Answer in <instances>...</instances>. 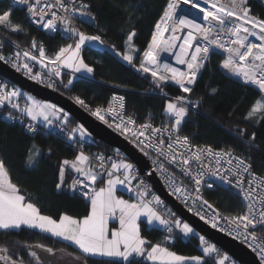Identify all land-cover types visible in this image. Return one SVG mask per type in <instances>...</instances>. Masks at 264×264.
Masks as SVG:
<instances>
[{"label":"snow or ice","instance_id":"6c2138e0","mask_svg":"<svg viewBox=\"0 0 264 264\" xmlns=\"http://www.w3.org/2000/svg\"><path fill=\"white\" fill-rule=\"evenodd\" d=\"M12 4L25 11L26 19L32 25L46 33H60L64 39L72 42L61 46L51 56L46 55L43 42L35 37L31 38L28 48L21 49L19 41L12 38V34L28 33L22 25L12 22V12L16 9L10 4L7 10L0 11V32L4 33L0 36V61L53 90L57 89L58 84L67 89L74 80L93 73L94 68L81 55L82 49L86 46H104L105 41L100 35H88L76 26L94 24L96 21L92 6L86 0H12ZM142 6L138 4L132 8L131 5H124L123 11L129 12L131 8L128 17L131 20L132 13ZM193 11L198 16H192ZM135 35V31L129 32L122 52L115 45L109 47L135 71L151 78L154 88L159 89L166 98L163 111L167 123L156 127L146 122L137 127V122L124 114L123 96H113L112 101L118 104L110 102L106 109L99 106L91 109L79 96L73 97L74 102L88 109L92 116L124 136L152 160L153 168L146 175L150 176L152 172L161 174L170 189L169 195L180 199L205 224L245 243L256 253L259 264H264V176L253 173L251 164L234 155L231 149L217 151L210 146L193 145L188 136L179 134L182 124L187 122L189 106L193 109L199 107L200 102L190 98L192 86L213 55L221 57L219 67L227 76L258 90L261 98L251 105L244 118L256 123L264 121V18L251 13L249 0H166L150 40L139 57L137 54L140 50L133 43ZM7 40H10L14 51L5 56L2 50ZM165 54L174 57L176 65L186 66V70L163 59ZM28 61H34L46 72H34V66ZM63 69H69L70 73H64ZM78 73L80 77L76 75ZM65 75H69L67 83L62 79ZM171 85L188 95L167 98L165 88ZM216 91L212 89L211 94L215 95ZM21 100L24 101L23 106ZM0 108L11 109L6 120L19 119L16 112L21 117H27L31 121L26 125L29 133L38 131L37 124H42L48 130L65 132L64 126L69 123V114L62 108L37 101L35 97L15 86L9 87L3 81H0ZM107 117H111V120ZM20 122L23 123V120ZM245 133V129H240L238 135L244 137ZM66 136L73 146L80 147L73 159L60 162L56 189L62 190L66 173H75L69 187L89 202L88 214L82 218L68 214L53 218L42 214L35 203L21 194L19 186L10 178L4 160L0 159V231L6 236L22 228L38 229L74 246L78 252L59 249L74 264L82 260L87 264V257L113 258L123 264H141L137 258L151 264H186L188 261L206 264V256L212 257L215 264H229L230 258L221 255L214 244L177 217L145 180L138 177L135 165L118 150L116 156L119 159L85 153L82 141L90 133L83 125L67 131ZM255 139V133L248 138L249 150L256 147ZM40 155L41 150L32 145L27 154L28 166H35ZM208 177L236 189L245 201L244 211L223 215L203 199L202 187L211 189L215 186L206 179ZM184 178L194 185L192 192L187 191ZM98 184L102 186L97 187ZM120 189L132 194V198L117 195ZM190 199L191 205L188 204ZM197 201L200 202L199 208ZM110 219L118 220L119 227L110 229ZM221 220L226 222V227H220ZM141 222L146 223L150 230L167 233L164 240L155 244L147 240L141 234ZM174 233L183 238H198L203 254L186 257L171 251L167 245L173 241ZM27 247L28 255L35 264H53L31 249L42 248L50 256L56 255L54 249L39 244ZM16 257L6 243L0 244L2 264H26L19 253H16Z\"/></svg>","mask_w":264,"mask_h":264},{"label":"trees","instance_id":"16d2710c","mask_svg":"<svg viewBox=\"0 0 264 264\" xmlns=\"http://www.w3.org/2000/svg\"><path fill=\"white\" fill-rule=\"evenodd\" d=\"M92 6V12L96 16L95 28L87 24H77L89 35H100L105 41V47L109 50L86 46L81 55L85 62L94 68L91 79L79 78L67 88V93L79 96L91 107H105L110 95L117 90L124 93L126 114L137 123L145 121L158 122L166 119L163 107L166 98L159 89H155L151 78L141 74L117 57L109 47L115 45L119 51H124L127 35L135 31L133 43L140 52L139 57L146 47L156 22L162 14V8L166 0H86ZM16 10L12 12L11 20L20 24L27 31V35L12 34L17 39L21 48H28L31 38L43 42L46 55H53L61 46L69 42L60 39L57 35H47L29 24L23 9L12 4L10 0H0V11L7 10L9 5ZM142 4V8L132 13L129 20V12L123 11L124 5ZM251 13L254 16L264 18V3L261 0H249ZM4 33L0 32V36ZM10 40H7L4 52L11 49ZM37 54L38 53H34ZM221 57L213 55L210 62L201 71L197 82L190 95L192 101H199V107L195 111L190 110L187 122L182 124L181 133L188 136L190 142L196 145H209L219 149H231L242 156L252 166V171L259 176H264V121L256 123L248 121L244 117L251 105L261 96L257 89L244 85L219 69ZM137 63L139 62L137 58ZM68 75L63 76L67 82ZM3 79L0 78V81ZM216 89L215 95L211 90ZM165 91L168 97L176 95H188L178 89L167 86ZM66 97V92H60ZM5 108H0V159H3L9 171L11 180L17 184L21 194L35 203L42 214L58 218L61 214L82 218L89 211V203L84 202L78 196H70L67 185L74 173H66L62 190L56 189L58 183L60 162L64 159H73L76 155L67 140L61 136L45 135L42 132L25 133L21 127L3 118ZM78 123L69 116V123L65 126L71 131ZM240 129H245L244 137L238 135ZM255 133L256 139L249 150L247 140ZM91 141L95 139L91 137ZM41 150L38 162L33 167L27 164L28 150L32 145ZM93 148L98 152L110 153L113 148L102 143H95ZM51 149V152H49ZM97 186H100L99 184ZM127 197V195H125ZM206 197L227 214H236L244 209V203L230 189L217 185L212 191L206 192ZM141 234L153 244L162 242L167 235L162 230H150L141 222ZM7 244L12 250L14 258L16 253L22 256L28 264H35L28 255V245H43L55 251L65 249V252H78L74 246L40 231L22 228L11 235H5L0 231V244ZM171 251L182 256L202 255L199 250V239L189 237L183 239L174 234L173 241L167 245ZM33 250V249H31ZM223 255V252H220ZM87 264H123L120 260L101 257H87ZM141 264H151L143 258H137ZM206 264H215L212 257H204ZM84 264V261L82 260ZM2 264V262H0Z\"/></svg>","mask_w":264,"mask_h":264},{"label":"water","instance_id":"95a60500","mask_svg":"<svg viewBox=\"0 0 264 264\" xmlns=\"http://www.w3.org/2000/svg\"><path fill=\"white\" fill-rule=\"evenodd\" d=\"M40 31L43 32L42 29ZM0 78L38 100L55 104L57 107L62 108L79 125H83L93 139L122 152L128 161L135 164L139 168L140 173H143L149 168L147 160L125 140L103 124L96 121L78 105L67 99L62 94L29 81L2 61H0ZM147 181L152 186L156 194L164 200L166 205L171 208L177 217L189 223L196 232L204 236L205 239L209 240L232 260L238 264H259L255 255L245 246L212 229L196 217L189 214L178 202L173 200L166 193L160 181L154 174L147 176ZM32 249L42 258L53 262V264H59L55 259V256H50L48 253L43 251L42 248Z\"/></svg>","mask_w":264,"mask_h":264},{"label":"built area","instance_id":"2783aa9c","mask_svg":"<svg viewBox=\"0 0 264 264\" xmlns=\"http://www.w3.org/2000/svg\"><path fill=\"white\" fill-rule=\"evenodd\" d=\"M10 1H12V0H10ZM24 11V10H23ZM24 17H25V19H26V16H25V11H24ZM26 21L29 23V24H31L27 19H26ZM32 25V24H31ZM87 25H89V26H91L92 28H95V23L94 24H87ZM32 26H34V25H32ZM35 28H37L38 30H41L40 28H38V27H36V26H34ZM153 31H154V29H153ZM152 31V32H153ZM44 32V31H43ZM45 34H47V35H57L60 39H62V40H64V41H66V42H69V43H71L72 41H69V40H66V39H64L63 37H62V35L60 34V33H56V34H51V33H46V32H44ZM150 40V39H149ZM149 42V41H148ZM21 49H23V48H21ZM3 51V50H2ZM13 48L11 47V49L10 50H8V51H6V52H4L3 51V54L5 55V56H8V55H10V54H12L13 53ZM22 60H23V58H21ZM163 59H165V60H168L170 63H172L173 64V66H175V67H177V68H180L181 70H184L185 69V67L186 66H183V65H176L175 64V61H174V59L173 60H169L168 58H166V57H163ZM3 62V61H2ZM4 63V62H3ZM28 63L30 64V65H33L34 67H33V70H34V72L35 71H45L46 72V69H41L40 68V66L38 65V64H35V62L34 61H28ZM4 64H6V65H8L9 67H11V65L10 64H7V63H4ZM13 70H15L13 67H11ZM219 69H220V67H219ZM221 70V69H220ZM16 71V70H15ZM64 73H70L69 71H67V70H65V69H63L62 70ZM16 72H18V71H16ZM19 74H21L23 77H25L26 79H28L29 81H31V82H33V83H36L37 85H40V86H42V87H45L43 84H41V83H37V82H35V81H33V80H31V79H29L25 74H24V72L23 71H19L18 72ZM69 76V75H68ZM199 76V75H198ZM231 78H233V77H231ZM62 79H63V77H62ZM233 79H235V80H237L236 78H233ZM3 82H5V83H7L8 84V86L9 87H12V85H10L8 82H6V81H4V80H2ZM237 81H239V80H237ZM65 82V81H64ZM239 82H241V81H239ZM65 83H67V82H65ZM172 87H174V88H176V89H178L177 88V86H175V85H171ZM192 87H194V85L192 86ZM251 87H253V86H251ZM45 88H47V87H45ZM254 88V87H253ZM48 89H50V88H48ZM50 90H53V89H50ZM53 91H56V92H58V93H60V92H66V98L67 99H69L70 101H72V102H74V99H73V97H75L74 95H71L70 93H67V89H65L62 85H59L58 84V87H57V89L56 90H53ZM23 92V91H22ZM23 93H25V92H23ZM113 96H123L124 97V93L122 92V91H120V90H117V91H114L111 95H110V97H109V100H108V102H107V105L105 106V107H103V108H107L108 107V104L110 103V102H112L114 105H116V104H118V102H115V101H112V97ZM174 97V96H173ZM171 98V97H170ZM21 102V105L23 106V103H24V101L23 100H21L20 101ZM75 103V102H74ZM76 104V103H75ZM76 105H78V104H76ZM124 105H125V97H124ZM81 109H83L86 113H88L91 117H93L96 121H98L99 123H101V124H103L104 126H106L108 129H110L112 132H114L115 134H117L119 137H121L123 140H125L130 146H132L139 154H141L146 160H147V162H148V165H149V168L146 170V171H144L143 173H140V170H139V168L135 165V167H136V169H137V174H138V177L139 178H143L144 180H145V182L151 187V190L153 191V192H155L154 190H153V188H152V186L148 183V181H147V176L148 175H146V173L148 172V171H150L152 168H153V164H152V160H150L147 156H145L138 148H136L135 146H134V144H132V143H130L127 139H125V137L124 136H122V135H120L117 131H115L113 128H110L107 124H105V123H103L102 121H100V120H98L96 117H94V116H92L91 115V113H90V111L88 110V109H86V108H84L83 106H81V105H78ZM91 108V107H90ZM96 108V107H95ZM95 108H91V109H95ZM6 109V112L4 113V115H3V118L5 119V117L7 116V114H8V111H11V109L10 108H5ZM189 109L190 110H192V111H195V109H193V108H191V106H189ZM189 110V111H190ZM124 114H125V116L126 117H128L129 115H127L126 114V110H125V107H124ZM15 115L17 116V117H19V119H17V120H15V121H9V120H7V121H9V122H11V123H15V124H17L19 127H21L22 129H23V131L25 132V133H29L27 130H26V125H27V123H30L31 121L29 120V119H27V118H25V117H21L20 116V113H18V112H16L15 113ZM109 120H111V117H107ZM6 120V119H5ZM20 120H23V123H21L20 122ZM146 122H150V123H152L154 126H156V127H160L161 126V124L162 123H167V118L166 119H164V120H160V121H158V122H152V121H145V122H143V123H146ZM143 123H136V126L138 127L140 124H143ZM36 127L38 128V131L37 132H42V133H44L45 135H56V136H61V137H63L64 138V140H67L68 141V139H67V136H66V132L67 131H70V130H68L65 126V132H60L59 131V129H52V130H48V129H45L44 127H42V126H40V125H36ZM181 136H185L183 133H179ZM69 142V145H70V147L74 150V151H78L79 150V145H77V146H73L72 144H71V142L70 141H68ZM95 143H99V141L98 140H95V142H93V141H91V140H89V141H82V144H83V150H84V152L85 153H87V154H90V155H96V154H104L106 157H113V158H115V159H119V157H117L116 156V152H117V149H114L113 150V152H110V153H102V152H98L96 149H94L93 148V145L95 144ZM193 144V143H192ZM193 145H196V144H193ZM201 146H209V145H201ZM210 147H212V146H210ZM213 149H215V150H217V151H219V150H221V149H219V148H214V147H212ZM119 151V150H118ZM120 152V151H119ZM122 155H123V153L122 152H120ZM233 154L234 155H236V156H238V157H241V158H243L242 156H240V155H238V154H236V153H234L233 152ZM155 153L153 152L152 153V156H153V158H155ZM124 156V155H123ZM125 157V156H124ZM161 159H163V158H161ZM246 160V159H245ZM247 161V160H246ZM128 162H130V161H128ZM248 162V161H247ZM131 163V162H130ZM235 163V162H234ZM249 163V162H248ZM133 164V163H132ZM165 164L167 165V161H165ZM251 170H252V168H251ZM169 171H171V169H169ZM253 172V171H252ZM254 173V172H253ZM152 174H154L157 178H158V180L160 181V183H161V185L163 186V188H164V190L166 191V193L169 195V191H170V189L166 186V183H165V181L161 178V174H158L157 172H152ZM256 174V173H255ZM76 175V174H75ZM74 175V176H75ZM163 175H168V173H164ZM246 176H247V174H245ZM257 175V174H256ZM73 176V177H74ZM259 176V175H258ZM73 177H72V179L70 180V182L68 183V185H67V188H66V191H67V193L70 195V196H78V197H80L84 202H86V203H89L86 199H84L81 195H80V193L79 192H73V191H71V189H70V185L72 184V180H73ZM206 179H208V180H210L211 182H213L214 183V187L213 188H211V189H208V188H206V187H202V189H201V194H202V196H203V199H205V200H207L210 204H212L213 206H214V208H216L217 210H219V212L221 213V214H223V215H230V214H227V213H225V212H223L221 209H219L216 205H215V203H213L211 200H209L207 197H206V192H210V191H212L217 185H221V186H223V187H225V188H228V189H230L234 194H236L238 197H240V199L243 201V203H244V207H245V201L243 200V198H242V196L239 194V192L236 190V189H234V188H231L230 186H227V185H224V184H222V183H220L219 181H213L212 180V178H210V177H208V178H206ZM180 181H179V179L177 180V183H179ZM184 182H185V184L187 185V191L188 192H192V190H193V187H194V185H192V184H190V183H188V180H187V178H184ZM156 193V192H155ZM130 196L132 197V194H130ZM173 200H175L176 202H178L189 214H191L192 216H194V217H196L197 219H199L200 221H202L198 216H196L193 212H190L189 210H188V208L185 206V204L184 203H182L181 202V200L180 199H177L175 196H171V195H169ZM188 204L189 205H191L192 204V200L190 199L189 201H188ZM197 207L199 208L200 207V202L199 201H197ZM204 208H206V206H203ZM209 212H211V210L209 209L208 210ZM244 211V209H242L241 211H239L238 213H236V214H239V213H241V212H243ZM203 222V221H202ZM204 223V222H203ZM206 225H208L209 227H211L209 224H206ZM220 227H226V222L225 221H223V220H221L220 221ZM212 228V227H211ZM212 229H214V228H212ZM214 230H216V229H214ZM217 231V230H216ZM218 232H220V233H222V234H224V235H226L225 234V232H223V231H218ZM165 234H167V233H165ZM227 237H229V238H231V239H233L231 236H229V235H226ZM207 240V239H206ZM234 240V239H233ZM209 243H211L209 240H207ZM235 241H237V242H239L240 244H242L243 246H245L248 250H250L254 255H255V257L258 259V257H257V255H256V253L255 252H253L252 250H251V248H249V247H247L246 246V244L245 243H242L240 240H235ZM212 244V243H211ZM201 251H202V248H201ZM219 252H221L220 250H219ZM223 255H226V254H224L223 253ZM230 258V257H229ZM258 261H259V259H258ZM229 264H238L237 262H235L234 260H232L231 258H230V261H229Z\"/></svg>","mask_w":264,"mask_h":264},{"label":"crops","instance_id":"0c3cea01","mask_svg":"<svg viewBox=\"0 0 264 264\" xmlns=\"http://www.w3.org/2000/svg\"><path fill=\"white\" fill-rule=\"evenodd\" d=\"M76 75H77L78 77L81 76V74H76ZM81 78L90 80V79H91V75H90V76H86V75H85V76H83V77H81ZM74 175H75V173H74ZM100 186H102V185H100ZM97 187H99V186H97ZM117 194H118V195H123L124 198H125V195H127L126 192L121 191V190H119V191L117 192ZM126 198H127V199H130V198H132V197L129 196V195H127ZM89 210H90V207H89ZM141 221H143V220H141ZM145 224H146V223H145ZM116 227H117V225H116L115 222L109 224V228H110V229H112V228H116ZM148 228H149V227H148ZM26 229H29V228H26ZM32 230L39 231L38 229H32ZM42 233H43V232H42ZM44 234H47V233H44ZM47 235H50V234H47ZM50 236H51V235H50ZM52 237H53V236H52ZM55 238H57V237H55ZM57 239H59V238H57ZM60 240H61V239H60ZM62 241H63V240H62ZM65 242H66V241H65ZM169 244H170V243H169ZM54 256H55V259L58 261L59 264H61V261L66 262V263H69V264H74V262L71 260L70 257H67L66 255L61 254L60 251H56V255H54ZM101 258H105V257H101ZM61 259H63V260H61ZM64 259H65V260H64ZM79 264H82V261H80Z\"/></svg>","mask_w":264,"mask_h":264},{"label":"rangeland","instance_id":"374dc122","mask_svg":"<svg viewBox=\"0 0 264 264\" xmlns=\"http://www.w3.org/2000/svg\"><path fill=\"white\" fill-rule=\"evenodd\" d=\"M263 3H264V0H261ZM89 35V34H88ZM67 45V44H66ZM65 45V46H66ZM93 47H96V48H99V49H105V50H109L107 47H105V45L104 46H99V45H95V46H93ZM65 70H67V71H69L70 72V70L69 69H65ZM79 74V73H78ZM87 76V75H86ZM25 94H27V93H25ZM29 95V94H28ZM36 99V98H35ZM37 101H41V100H38V99H36ZM41 102H44V101H41ZM44 103H48V102H44ZM48 104H50V103H48ZM165 114V113H164ZM166 115V114H165ZM25 118H27V117H25ZM28 119V118H27ZM38 125H40V126H42V124H38ZM79 125V124H78ZM43 127V126H42ZM76 127V126H75ZM89 140H91V136H89V137H87V138H85V141H89ZM28 164V163H27ZM121 191H124V192H126L124 189H120ZM126 194L127 195H129L130 196V193H127L126 192ZM118 195V194H117ZM124 197V196H123ZM125 199H127L126 197H125ZM144 218L142 217L141 218V220H143ZM182 221H184V220H182ZM113 222H115L116 223V225H117V227L116 228H118L119 227V222H118V220H111L110 219V221H109V224L110 223H113ZM185 222V221H184ZM175 235L177 234V233H174ZM174 234H173V239H174ZM177 235H179V234H177ZM180 237H182L181 235H179ZM183 238V237H182ZM189 238V237H188ZM183 239H186V238H183ZM199 250H200V252H201V254H203L202 253V251H201V246H200V243H199ZM179 255V254H178ZM195 256H199V255H195ZM186 257H191V256H186ZM105 258H107V257H105ZM107 259H113V258H107ZM61 260H63V259H61ZM65 260V259H64ZM114 260H118V259H114ZM149 263H151V262H149ZM61 264H69V263H66V262H63V261H61ZM186 264H194V262H191V261H188V262H186Z\"/></svg>","mask_w":264,"mask_h":264},{"label":"bare ground","instance_id":"6f19581e","mask_svg":"<svg viewBox=\"0 0 264 264\" xmlns=\"http://www.w3.org/2000/svg\"><path fill=\"white\" fill-rule=\"evenodd\" d=\"M191 15H192V16H198V14H197L196 12H194V11L191 13ZM253 39H254V38H253ZM164 57L168 58L169 60H173V59H174V57H168L166 54H165ZM184 70H186V67H185ZM253 87H254V86H253ZM254 88H255V87H254ZM255 89H256V88H255Z\"/></svg>","mask_w":264,"mask_h":264},{"label":"flooded vegetation","instance_id":"af4514ba","mask_svg":"<svg viewBox=\"0 0 264 264\" xmlns=\"http://www.w3.org/2000/svg\"><path fill=\"white\" fill-rule=\"evenodd\" d=\"M83 264V263H82Z\"/></svg>","mask_w":264,"mask_h":264}]
</instances>
